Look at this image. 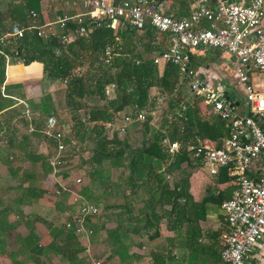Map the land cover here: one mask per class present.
Returning a JSON list of instances; mask_svg holds the SVG:
<instances>
[{"label": "trees", "instance_id": "1", "mask_svg": "<svg viewBox=\"0 0 264 264\" xmlns=\"http://www.w3.org/2000/svg\"><path fill=\"white\" fill-rule=\"evenodd\" d=\"M154 1L158 6L167 5L164 14L178 19L188 15L192 5L202 2ZM31 10L37 13L38 24H41L39 0H19L17 4L12 5L8 14L6 11H0V24L7 14L13 22L26 26L29 24ZM166 37L163 34L159 37L150 27H146L141 33L129 27L120 28L116 33L99 27L89 29L82 37L74 34L72 41L67 45L59 44L55 39L45 41L30 33L10 44L9 51L12 54L21 57L25 64L41 63L46 77L63 85L60 90L64 94V107L75 113L72 120L77 123L76 133L83 134L84 131L88 143L93 145L92 156L89 162L85 163L94 168L86 173L89 185L84 189V193L87 194L86 199H90L88 202L97 207L98 213L96 216H85V220L90 225L94 218L97 226L104 211H118L120 219L116 221L115 227L105 231V245L110 250V256L118 255L122 261L125 256L126 230L133 228L126 224V220H134L138 228L142 226L144 231L154 233L147 237L151 239L156 237L159 223L163 219L166 228L170 230L199 223L205 218L207 204L219 206L231 197V191L235 188L233 181L221 169L218 174L212 176L213 182L218 186L228 184L229 189L221 188L215 194L206 190V196L199 200H194L191 196L190 181L197 167L185 147L188 144L199 145L204 140L220 146L227 136L228 123L218 116L205 117L199 107L202 103L207 108L202 99L192 97L184 101L183 98L186 97L178 88L182 75L178 66L153 63L151 57L163 50ZM154 42L156 45H153ZM108 57L110 59L106 62ZM4 71L5 63L1 57L0 86L4 81ZM109 85L114 86L110 98L105 94V88ZM152 88L158 89L160 100H151L149 91ZM159 102L162 124L166 127L164 132L150 125L153 113L160 109L157 107ZM184 103L186 108L182 110ZM2 107L3 105H0V110ZM126 108L131 109V117L140 112L145 115L138 130L143 140L132 147L126 139L120 138L117 131L113 129L114 131L110 132L106 128V124L112 123L118 113ZM80 110L84 111L85 122H82V117L77 114ZM62 129L66 132L64 126ZM38 130L35 129V132ZM164 136L170 141L179 142L182 149L175 155H168L161 146ZM2 138L8 139L7 142L12 144L11 132ZM69 139L77 140L65 134L64 140ZM50 142L54 145L52 140ZM78 142L76 141V144L79 146ZM113 170L119 171V174L112 181ZM96 181L101 188L99 195H94L92 190ZM132 195L142 203L137 208L131 203ZM95 226H88L91 236L96 233ZM190 229L193 230L191 227ZM99 230L102 231V227ZM74 234L73 228L69 230L70 238H73ZM201 249H206L204 244L199 245V253ZM48 250H52L50 246L41 245L39 252L43 254ZM81 250L80 247L73 252H67L62 259H68L70 255Z\"/></svg>", "mask_w": 264, "mask_h": 264}, {"label": "crops", "instance_id": "2", "mask_svg": "<svg viewBox=\"0 0 264 264\" xmlns=\"http://www.w3.org/2000/svg\"><path fill=\"white\" fill-rule=\"evenodd\" d=\"M3 1L6 4L4 9L1 7ZM3 1L0 0V11L8 14L12 10V4H17L19 0ZM39 3L42 23L54 20L63 13L72 14L73 11L72 5L62 0H39ZM197 7L196 4L192 5L188 15ZM159 8L164 13L167 5H159ZM7 14L0 24V35L6 33L13 24L21 25L13 22ZM156 34L160 37L159 33ZM166 38L165 47L160 53L170 45L168 36ZM12 43L13 39L8 46L10 59L5 64L4 81L0 86V105H3L0 110V137L12 133V144L7 142L8 139H0V264H87L89 256L101 259L103 264H224L220 259V235L225 224L220 205L212 203L206 205L205 218L189 227L184 225L182 228L170 230L166 228L163 219L159 223L156 237L151 239L147 237L154 233L144 231L142 226L138 228L134 220H126V224L133 228L126 230L124 261L118 255L110 256V250L105 243V231L115 227L116 221L120 219L118 211H104L97 226L96 219L92 218L89 225L79 213L80 204L89 203L90 200L86 199L84 189L89 185L86 173L94 167H84L72 160L66 167L53 171L48 157L54 145L41 131L46 119L54 117L61 128L65 127L68 136L75 137V142L79 141L80 156L84 159L90 155L91 150L88 149L87 134L84 131L83 134L76 133L77 123L72 120L75 113L64 107V94L60 90L63 85L46 77L41 63L25 64L21 57L12 54L9 51ZM160 53L153 54L151 58ZM184 55L187 68L190 67L194 78L222 92L234 105L237 113H248L242 91L236 85L234 57L223 50L207 47L186 50ZM251 76L253 79L258 77L255 74ZM180 79L178 88L186 97L183 98L184 101L192 97L199 98L190 92L188 80L183 73ZM149 96L154 101L161 99L156 88L149 91ZM160 105L159 102L157 107L160 109L153 113L150 125L157 130H165ZM182 107L186 108V104H182L181 109ZM199 107L205 117L215 116L202 103ZM130 112L131 109L126 108L118 113V117L112 122L115 131L118 126H125L126 129L132 124H125L123 120ZM77 114L85 122L84 111L80 110ZM35 129H39L38 132ZM114 130L111 129L110 132ZM118 134L120 135L119 132ZM139 139V142L143 140L141 135ZM200 143L216 146L208 140ZM192 178L190 185L194 200L206 196V190L215 194L221 188L229 189L228 184L218 186L205 173ZM78 179L80 183H76ZM92 190L94 195L101 193L98 181L93 184ZM74 195L79 197L78 202H73ZM130 199L136 208L142 204L133 195ZM78 222L81 224L80 230L76 227ZM91 225L96 229L92 236L88 227ZM72 228L75 234L70 238L69 230ZM200 244H204L206 249H201L199 253ZM41 245H48L52 250L41 254ZM80 247V252L70 255L68 259H62L67 252H73ZM251 259L258 264H264V247L257 243L252 249Z\"/></svg>", "mask_w": 264, "mask_h": 264}, {"label": "built area", "instance_id": "3", "mask_svg": "<svg viewBox=\"0 0 264 264\" xmlns=\"http://www.w3.org/2000/svg\"><path fill=\"white\" fill-rule=\"evenodd\" d=\"M62 1L72 5V14L63 13L38 24L37 14L31 10L28 25L13 24L0 35V58L6 64L10 59L7 52L10 40L21 39L26 33L45 41L55 39L62 45L69 44L74 34L82 37L89 29L99 27L114 33L124 27L141 33L150 27L167 35L170 45L153 58V63L178 66L188 80L190 92L201 98L213 115L228 123L227 136L220 146L199 143L185 147L188 156L206 174L215 176L222 169L235 185L231 197L220 204L225 224L220 235V259L224 264H258L251 259V252L257 243L264 247V0H202L194 12L180 19L165 15L154 0ZM199 47L223 50L235 58V81L242 91L247 114L237 113L222 92L193 77L184 54ZM252 74L260 77L258 83ZM113 89V85L105 88L107 97H112ZM144 119L143 112L123 118L125 124ZM106 128L114 129L112 123H107ZM124 129L125 126H118L117 131L124 133ZM41 133L54 142L48 157L53 171L72 162L69 154L79 146L73 139L64 140L65 132L54 117L46 119ZM161 146L170 156L182 149L179 142L170 141L167 136L161 139ZM78 201L79 197L74 195L73 202ZM79 213L83 217L94 216L98 209L82 202ZM77 224L80 230V222ZM87 264L103 261L89 256Z\"/></svg>", "mask_w": 264, "mask_h": 264}, {"label": "rangeland", "instance_id": "4", "mask_svg": "<svg viewBox=\"0 0 264 264\" xmlns=\"http://www.w3.org/2000/svg\"><path fill=\"white\" fill-rule=\"evenodd\" d=\"M5 5H6L5 2L3 1L1 3V7L4 9L5 8ZM47 14L48 15H51V17H52V14L51 13L47 12ZM36 20H37V18H36ZM38 21H39V17H38ZM38 21H36V22L38 23ZM254 81H256V83H258L260 81V77H257L256 79H254ZM185 89L188 91V88L187 87ZM81 121H83V120H81ZM139 128H140V122L132 123L131 125L127 126V128L125 129V132L124 133H122V132L120 133L119 132L120 133L119 136H120V138L126 139L128 145L130 147H132L133 145H137V142H139V140H140L139 139L140 138V135H138ZM77 130L78 129L76 128V131ZM65 134H66V132H65ZM87 144H89L88 145V149H91L90 150V155L87 158L84 159L82 156H80L81 155V152H80L81 150H79L77 148L74 151H72L69 155H70L71 159L74 160L75 163H79V164L83 165L84 167H88V166L92 167V165H90L87 162H89L88 160L92 156V148H93V145H92V143H88V142H87ZM85 160L87 161L86 163H85ZM192 162L197 167L195 169V171H194L193 178H195L196 176H199V175L200 176L201 175H204V173L206 174V172L202 169V167L200 166V164L198 162H195L193 160H192ZM79 164H77V165H79ZM118 174H119V171H117V170L114 171L113 176L111 177V180L112 181L115 180ZM210 179H213V177L211 176ZM115 211H117V210H115Z\"/></svg>", "mask_w": 264, "mask_h": 264}]
</instances>
